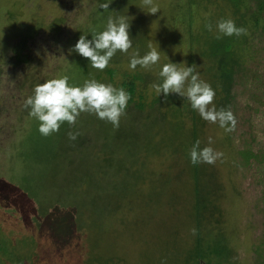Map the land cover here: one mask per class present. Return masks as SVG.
I'll return each mask as SVG.
<instances>
[{
  "label": "rangeland",
  "instance_id": "obj_1",
  "mask_svg": "<svg viewBox=\"0 0 264 264\" xmlns=\"http://www.w3.org/2000/svg\"><path fill=\"white\" fill-rule=\"evenodd\" d=\"M122 1L0 0V256L5 255L0 257V264H60L56 261L67 260L64 264H92L84 259L86 250L95 246L89 244L93 227L85 228L81 220L103 215L107 205L111 208V198L124 193L123 200L112 203L120 211L107 220L106 232L92 234L109 248L113 259L109 264H197L193 251L198 230L192 192L187 191L192 188L187 169L177 161L176 153H157L155 144L156 139H161L158 131L166 126L163 116L167 110H160L158 105L155 110L147 107L140 111L132 102L118 128L85 112L75 126L68 125L74 131L79 122L82 126L85 122L84 126L95 134L96 146L89 155L73 157L70 139L65 135L68 131L59 129L49 136L41 135L39 122L29 116L30 109L24 107V101L41 80L59 77L55 73L67 75L70 85L82 86L85 80L95 79L116 87L123 71H134L129 68L132 54L139 51L142 57L150 50L141 55L146 50L144 40L147 47L151 43L160 52L157 64L148 69L141 67L146 77L141 87L152 94V85L162 83L159 72L164 64L186 61L184 47L189 40L196 42L190 39L192 32L200 33L204 23L220 18L245 25L249 38L240 54L243 69L235 77L236 100L231 112L236 124L232 138L220 125L204 137L211 136L212 143L207 145L223 153L213 163L215 167L204 168V173L225 190L216 202V212H208L201 221L202 248L207 251L206 244L223 238L235 247V253L230 254L233 262L213 264H258L254 246L263 244L264 251V163L255 157L242 158L240 151L251 147L264 154V20L259 24L251 22L248 30L241 13L227 0H198L193 5L195 25L187 26L188 40L180 37L177 42L175 37L182 32L181 26L189 24V12H175L173 0H153L159 12L152 15L147 8L141 9L142 0H134L127 17L136 22L129 28L136 50L117 51L111 58L106 68L115 66L118 70L113 82L107 77L106 68H93L88 59L76 52L69 54V49L81 35L86 34L91 40L93 32L105 30L109 16H122L117 14ZM101 3L111 4L104 10L99 7ZM38 20L42 21L41 29L34 35L26 28L27 23L38 24ZM23 41L26 43L21 45ZM187 66L191 65L187 62ZM205 77L210 84L213 75L206 73ZM103 136L109 139L98 148ZM114 148L128 162L112 158L109 165L118 174H111L110 168L102 166ZM240 160L251 164L239 163ZM130 178L134 183L126 192L97 191L100 179L108 182ZM142 181L147 187L137 186ZM160 181H169L166 190L161 189ZM174 191L181 195V206L170 202ZM236 191L240 192L238 196ZM134 199L148 202L142 217L136 211L139 207L131 203ZM159 201H163V209L154 210ZM230 223L235 227L222 231ZM202 261L212 264L210 254Z\"/></svg>",
  "mask_w": 264,
  "mask_h": 264
},
{
  "label": "trees",
  "instance_id": "obj_2",
  "mask_svg": "<svg viewBox=\"0 0 264 264\" xmlns=\"http://www.w3.org/2000/svg\"><path fill=\"white\" fill-rule=\"evenodd\" d=\"M133 1L134 0H127V1L123 0L120 3L118 9L115 6V11L117 9V14L118 15L122 14V16L127 17L128 8L130 6L132 7ZM206 1L209 2L211 0H206ZM227 1L236 8V12L241 13L242 18L244 19L246 25L248 26V30L252 28L250 27L251 22L254 24H259L261 20H264V0H227ZM201 2H203V0H201ZM162 3L165 2L162 1ZM173 3L176 6L175 12L178 11L181 13L182 11H187L190 13L191 18L189 20V24H183L181 26L182 32L175 37L177 42H180V37L184 41H186L188 40L187 26L195 25L193 5L197 4L198 0H173ZM251 17L253 21H250ZM221 19L222 18H220L219 20ZM127 20L130 26L136 25L135 19H129L127 17ZM219 20H213V22L204 23L201 28L202 31H200V33L193 31L190 39H196V42L195 40L193 41L189 40L187 46L184 47L182 53L185 55L186 62H188L191 66L193 65L195 67V70L196 72L199 73V78L201 80L207 82V80H204L206 78L205 77L206 73H211L213 75V77L209 78V80H211L210 86L215 92V97L212 105H209V107H212L214 105L217 110H219L220 108H225L232 111L235 108V100H236V93L234 91L236 73H240L243 69L240 61L241 58L240 54L246 48L245 45L248 42L249 34L240 35V36H235V35L223 36L221 39H216V35H217L216 24L217 21ZM36 22H40V23L34 25L27 23L26 28L30 29L33 33L35 32L37 33L39 29H41L42 21L38 20ZM209 23H211L212 29L214 28L212 31H208V29L206 28V25ZM22 24L23 26H25V23H20V25ZM236 26L242 27L239 26L237 23ZM243 27L246 28L245 25H243ZM36 33L34 35H36ZM201 33L204 34L202 35ZM23 35L27 36L26 34ZM23 42L24 43H22L21 45L26 43L25 41ZM147 46L148 45L146 43V40H144L143 48L146 50L143 53H141V55L148 51L149 47ZM132 48L136 50L135 47H131L130 49ZM143 70L144 69H142L141 66L139 67L137 65L136 69L132 72H130L129 70L123 71V78L120 81V83L117 84L116 87L123 88L130 95L131 98L129 99L127 106L130 105L132 102H135V107L140 111L145 110L147 107H150L151 109L155 110V107L157 108L158 105L161 108L160 110L162 109L167 110V112L164 113L163 116L165 118L164 121L166 123V126L165 128L160 129V131H158V133H160L159 136H161V139H156L155 144L157 145L156 147L158 148L157 153H161L162 150L176 153L177 161L179 162L181 161L180 162L181 165L185 169H187L188 172L187 177L190 182V185L192 186V188L187 191L192 192V195H190V197L193 198L194 205H192V211L195 215L192 216L195 218L196 228L198 230V235L195 238V241H197V246L193 251L194 256L198 259L197 264H201V263L203 264L202 260L207 259L208 254H210L212 264L214 262L231 263L233 261L231 259L232 256L230 254L233 255L235 253V247L233 246L232 242L227 241L223 238L213 239L210 243L206 244V248L208 249L207 251L202 248L203 235L200 232V228L201 226H203V223L201 221H204L206 219V214L208 212L211 213L216 212L218 206V205L216 206V202L219 199V197L222 196V194L224 193V191L222 190L224 188H221L217 184L212 183L209 176H207L204 173V168L215 167L214 164L198 163L193 165L191 163L190 154H189L190 149L197 140L200 141V149H203L204 147L208 146L207 143L209 142V137L211 136L209 137L207 136L206 139H204V137L208 134V132L210 131L213 132V130L219 125V123L218 122L210 123L202 119L199 113L196 110L192 109L191 104L188 102V100L180 97L178 94L175 93L169 94L167 99H165L163 93H161L158 96L156 91H154L152 94H149L148 88L141 87L143 83L146 81V77L142 73ZM105 72L107 77L111 81L114 82L116 80L114 78L118 75V70L116 69L115 66L106 68ZM55 75L60 76L59 73H55ZM51 77L53 76H50V78ZM97 78L100 79V74L99 75L97 74ZM42 82L43 81L41 80L40 83ZM207 83L209 84V81ZM149 95H151V101L147 102L149 99ZM178 108H180V111L177 110ZM84 113H81V115L78 117V121L79 120L81 121V117L83 118ZM83 123L85 125V122ZM89 123H91V121ZM83 126L79 122L74 129V131L76 132H74L70 130L67 122L61 124L62 129L60 128V130L63 129L67 130L68 133L69 132L79 133L76 140L68 141V144H70L72 148L71 152L74 155L73 157L84 155V153L89 155L90 153H93V150L96 146V143H93L95 141V139L93 138L95 134L93 132H90L92 129H88L86 126L84 127ZM230 126L231 125L229 124V127ZM133 132L138 134L135 130H133ZM68 133H66L65 135H68ZM229 134L232 138V133L230 132ZM108 139H109L108 136L106 138L105 136H103V142L100 143V145H97V147L100 148L104 146L105 145L104 140H108ZM175 139H177L178 142L175 143ZM68 144H64L62 146H68ZM114 145L116 146L117 143ZM240 153L243 154L242 158L246 157L247 159H250L252 157H255L256 159L263 160L262 163H264V154L261 152H255L251 147H246L245 149L240 151ZM19 155L23 156V152H20ZM114 157L118 159H125V157L122 156L120 153H118L116 148H114L102 166L106 168H110L111 174H118L119 171H116L115 169L112 168V166L109 165L112 158ZM229 157H227V159H229ZM126 163L128 162L126 161ZM239 163L251 164L248 160H244V161L240 160ZM93 178L95 179L96 177L93 176ZM119 180L121 181L110 180L108 182H105L104 179H100L98 181L97 191L108 189L113 193L115 192L122 193V192H126L130 184L134 183L132 178L128 180L126 179H119ZM144 182L145 181H142L137 186L139 188L147 187V185ZM168 186H169V181H160V187L162 190H166ZM236 194L238 196L240 192L236 191ZM172 195L173 196L170 200L171 204L175 202L177 206H181L180 193L178 191H174ZM190 197L188 198V200L190 199ZM24 198H29V197L25 196ZM124 198H125V193L120 196L111 198L110 200L111 208L107 205L105 207V212L103 215L96 216V218H91L90 220L82 218L81 221L85 223V228L88 226L93 227L90 231L91 239L89 244L95 245L97 247L96 248L95 246H93L94 249L89 251L86 248L87 250L85 253L84 261H87V259H89L92 262V264H109L110 262L113 261L111 255L108 254L109 248L103 246L104 241L103 240L100 241L99 236L95 237L92 234L96 233L97 231H105L104 227L107 226V220L112 215L120 211L118 207L112 206V203L118 200H123ZM161 202L163 203V201ZM161 202L159 201L158 205L154 206L153 209L154 210L163 209L161 206ZM131 203L135 204L136 207H139V209L136 210L134 207H130V209L136 210L138 212L139 217H142V213H143L142 210L143 208L148 206V202H146L145 200L140 202L134 199L131 201ZM233 226L232 223H230V225H227L222 231L233 228ZM30 231H35V230L31 229ZM213 243L215 244L212 245ZM229 244H231V246H229ZM262 245L263 244L254 246V251L257 254L256 258L258 264H264V251H262L261 248ZM2 256L5 255L1 254L0 257ZM118 258L121 257L118 256ZM65 259H67V257H65ZM67 261H63V262L56 261V262L60 264H64ZM118 264H120V262Z\"/></svg>",
  "mask_w": 264,
  "mask_h": 264
},
{
  "label": "clouds",
  "instance_id": "obj_3",
  "mask_svg": "<svg viewBox=\"0 0 264 264\" xmlns=\"http://www.w3.org/2000/svg\"><path fill=\"white\" fill-rule=\"evenodd\" d=\"M110 4L101 3L99 7L108 10ZM143 8L148 9V14L155 15L159 12V6L155 5L153 0H142L141 9ZM129 28L127 17L109 16L105 30L93 32L91 40L87 39L86 34L81 35L74 47L69 49V54L76 52L88 59L93 68L103 71L117 51L127 53L132 47ZM206 28L208 31L213 30L211 23L207 24ZM216 31V39L247 34V29L237 27L231 19L217 21ZM149 49L142 57L139 51H135L130 58L129 68L135 70L139 65L148 69L157 64L160 60V52L151 43ZM179 64L185 66L179 67ZM179 64L169 62L162 66L159 72L162 83L152 85L158 96L163 93L167 99L169 94H178L188 100L192 109L196 110L202 119L210 123L218 122L226 132L233 131L236 124L233 113L225 108L217 110L214 105L209 107L215 97L210 84L199 78V73L195 72L193 65L187 66L186 61ZM68 81L67 75L48 79L37 84L32 95L24 101V107L30 109L29 116L39 122L38 130L41 135L49 136L59 131L61 124L65 122L75 126L77 118L84 112L95 114L99 119L110 122L114 128L119 127L120 118L125 114L131 98L123 88H116L95 79L85 80L82 86L70 85ZM78 135L79 133L69 132L68 138L74 141ZM211 143L209 137V145ZM189 154L193 165L213 164L223 156V153L214 151L210 146L200 149L199 140L192 146Z\"/></svg>",
  "mask_w": 264,
  "mask_h": 264
}]
</instances>
